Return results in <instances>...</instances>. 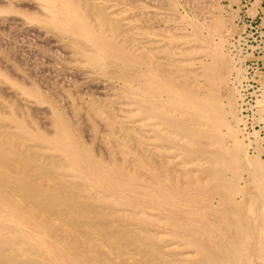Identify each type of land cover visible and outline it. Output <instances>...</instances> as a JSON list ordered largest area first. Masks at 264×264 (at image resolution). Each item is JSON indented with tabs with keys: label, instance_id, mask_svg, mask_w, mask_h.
I'll return each mask as SVG.
<instances>
[{
	"label": "bare ground",
	"instance_id": "bare-ground-1",
	"mask_svg": "<svg viewBox=\"0 0 264 264\" xmlns=\"http://www.w3.org/2000/svg\"><path fill=\"white\" fill-rule=\"evenodd\" d=\"M161 1L0 0V264H264L225 19Z\"/></svg>",
	"mask_w": 264,
	"mask_h": 264
},
{
	"label": "rangeland",
	"instance_id": "rangeland-1",
	"mask_svg": "<svg viewBox=\"0 0 264 264\" xmlns=\"http://www.w3.org/2000/svg\"><path fill=\"white\" fill-rule=\"evenodd\" d=\"M130 1L131 0H129V2ZM171 1H173L176 5V13L185 22V27L182 31L184 34L191 31L190 23L193 21L202 24L203 30L207 31V24L210 22L212 16L214 17L215 15L219 14L225 19V26L221 32V36L216 35L215 38L220 39L221 37L223 39L225 48L224 50L233 61V68L230 73L229 81L231 84H235L237 91L239 90L238 93L241 94V96L238 97L239 109L237 114L239 117H241L240 127L244 132H246L245 136L247 137V142L249 140L252 141V143L249 144V153L250 155L258 157L263 162L264 167V0H211L212 2L210 0ZM138 2L141 6H143L144 9H159L161 11L167 10L166 2L163 1V3L161 0H138ZM194 5L196 9H194ZM213 7H215V9ZM180 18L177 19L179 20ZM157 24L162 23L157 22ZM26 27L27 26L24 27L25 30L27 29ZM23 29L22 31L25 33L26 31ZM15 31L17 32L19 30L16 29ZM25 34H28V31ZM4 35L7 37L8 33L5 32ZM18 36L19 38L17 39L20 42L16 43L18 41L15 40L12 42H14L13 45H20V47L23 49L22 53H20V47L18 48L19 50L16 48L18 45L15 47L11 43L10 45L12 46L10 47V45H8L9 49L7 48L11 52L7 61L13 68H17L20 70V72L25 73L27 77L36 79V81H38L40 78L39 74L42 71L39 72V77L37 78L31 74L33 69L31 66L30 68H26L27 66L29 67V61L25 60V57V61L23 60L24 62L20 60L22 59L23 53L29 58V54H26V51H30V49L32 50V46H29L30 44L25 37L20 38L19 32ZM21 36H23V34H21ZM25 36L27 37V35ZM4 40L6 41V38ZM26 43L28 46H26ZM21 44L25 46H21ZM14 47L21 55L18 52H14ZM33 51L34 50H32V52L30 51L29 53L34 54ZM15 54L17 55L16 57H18V59L21 56L19 62L15 57ZM50 56L52 58L53 54H50ZM57 63L56 67L58 69L60 68L59 70H62L61 68H63V70L67 71V68L72 71L73 69L68 64L61 63L60 61ZM239 64L240 66L238 67ZM43 73H41V75ZM242 74L244 75L242 76ZM243 124L245 126H243Z\"/></svg>",
	"mask_w": 264,
	"mask_h": 264
}]
</instances>
